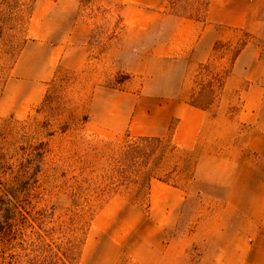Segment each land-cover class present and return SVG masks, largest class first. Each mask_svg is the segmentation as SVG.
<instances>
[{"label": "rangeland", "instance_id": "obj_1", "mask_svg": "<svg viewBox=\"0 0 264 264\" xmlns=\"http://www.w3.org/2000/svg\"><path fill=\"white\" fill-rule=\"evenodd\" d=\"M154 1L0 0V179L22 185L25 215L7 240L0 234V264H157L151 180L186 195L174 233L161 236L172 241L174 256L187 239L195 259L202 235L176 227L194 231L204 209L225 222L235 164L262 163L243 147L245 136H227L240 128L232 123H215L217 136L192 149L178 146L170 128L156 135L134 126L142 98L176 97L182 82L191 87L189 102L213 113L215 100L230 97L220 113L237 117L240 90H223L232 59L254 37L264 62L263 26L258 36L238 31L233 42H219L214 57L187 75L183 59L140 63L145 42L134 37L132 17ZM163 1L189 12L206 0ZM46 32L64 53L33 99L36 89L15 81L12 68L24 43ZM259 112L264 117V105Z\"/></svg>", "mask_w": 264, "mask_h": 264}, {"label": "crops", "instance_id": "obj_2", "mask_svg": "<svg viewBox=\"0 0 264 264\" xmlns=\"http://www.w3.org/2000/svg\"><path fill=\"white\" fill-rule=\"evenodd\" d=\"M148 6L132 17L134 37L145 42L140 63L145 57L183 59L184 75L212 59L219 42H233L238 31L258 36L264 26V0H206L197 5L196 11L189 12L170 7L163 0L150 2ZM46 34L27 40L12 68L15 81L36 89L33 99L41 97L43 85L53 77L64 53V45L50 42ZM256 41L254 37L245 40L224 78L226 93L240 90L239 104L243 108L237 117H222L220 113L223 106L232 103L230 97L215 100L212 106L219 109L213 113L191 104L188 101L191 87L183 82L178 86V95L184 93L182 96H145L141 100L142 111L132 117L141 134L162 135L170 128L174 142L188 149L196 147L203 138L216 137L217 133L211 129L215 123H232L240 127L239 132L234 130L227 136H245L243 147L263 159L262 163L235 164L238 172L227 195V211L222 213L225 216L221 215L227 219L225 222L214 217V211L204 209L198 213L197 225L191 227L194 231L187 226L185 232V224L176 227L183 234L196 231L202 235L195 259L189 257L187 239L180 240L174 256L172 241L164 238L163 243L161 236L174 233V224L183 216L181 207L186 195L176 186L151 180V215L161 251L157 264H264V117L259 112L264 105V62Z\"/></svg>", "mask_w": 264, "mask_h": 264}, {"label": "trees", "instance_id": "obj_3", "mask_svg": "<svg viewBox=\"0 0 264 264\" xmlns=\"http://www.w3.org/2000/svg\"><path fill=\"white\" fill-rule=\"evenodd\" d=\"M20 191H23L21 184L6 185L0 179V234L5 240L10 236L13 225L20 221L19 217L25 218L23 208L18 202Z\"/></svg>", "mask_w": 264, "mask_h": 264}]
</instances>
